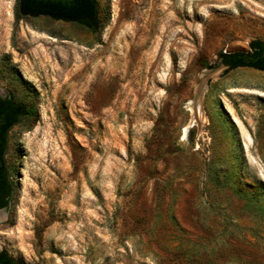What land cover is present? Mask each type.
Segmentation results:
<instances>
[{"label":"rangeland","instance_id":"374dc122","mask_svg":"<svg viewBox=\"0 0 264 264\" xmlns=\"http://www.w3.org/2000/svg\"><path fill=\"white\" fill-rule=\"evenodd\" d=\"M96 1L92 34L0 0V95L36 112L8 134L0 251L264 264V71L219 60L264 42V0Z\"/></svg>","mask_w":264,"mask_h":264},{"label":"trees","instance_id":"16d2710c","mask_svg":"<svg viewBox=\"0 0 264 264\" xmlns=\"http://www.w3.org/2000/svg\"><path fill=\"white\" fill-rule=\"evenodd\" d=\"M15 22L26 18L46 17L55 21L74 23L95 34L101 28L100 10L96 0H16ZM227 70L251 68L264 71V42L251 43L250 52H233L219 55ZM203 67H208L205 62ZM23 120L36 121L32 107L16 102L8 94L0 95V209L7 208L14 194V185L6 156L9 132ZM0 264H24L0 251Z\"/></svg>","mask_w":264,"mask_h":264},{"label":"water","instance_id":"95a60500","mask_svg":"<svg viewBox=\"0 0 264 264\" xmlns=\"http://www.w3.org/2000/svg\"><path fill=\"white\" fill-rule=\"evenodd\" d=\"M222 65V64H221ZM223 66V68L224 69H227V67L226 66H224V65H222ZM214 73V72H213ZM211 71H203V74H204V76H205V78L206 79H208L210 76H214V74H213ZM205 80L201 83V85H200V87H199V89L197 90V92H196V95H195V101H194V105L195 106H197L198 105V103H199V101H200V98H201V95H202V93H203V91H204V89H205ZM192 125V124H191ZM185 135V134H184ZM6 208H2V209H0V217H2V215H4L5 216V214H6ZM1 220V219H0Z\"/></svg>","mask_w":264,"mask_h":264},{"label":"bare ground","instance_id":"6f19581e","mask_svg":"<svg viewBox=\"0 0 264 264\" xmlns=\"http://www.w3.org/2000/svg\"><path fill=\"white\" fill-rule=\"evenodd\" d=\"M189 109H191V112H192V115H193V117L196 119L197 117H199L200 115H201V109H200V101H199V103H198V105L197 106H190L189 105ZM193 123V120L191 121V123L190 124H192ZM0 219H1V217H0Z\"/></svg>","mask_w":264,"mask_h":264},{"label":"flooded vegetation","instance_id":"af4514ba","mask_svg":"<svg viewBox=\"0 0 264 264\" xmlns=\"http://www.w3.org/2000/svg\"><path fill=\"white\" fill-rule=\"evenodd\" d=\"M243 68H246V67H243ZM249 69H251V68H249ZM253 70H255V69H253Z\"/></svg>","mask_w":264,"mask_h":264}]
</instances>
